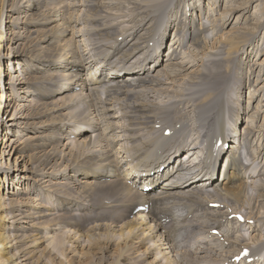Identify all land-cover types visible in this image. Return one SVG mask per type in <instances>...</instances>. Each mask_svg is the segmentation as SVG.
<instances>
[{
    "label": "bare ground",
    "instance_id": "1",
    "mask_svg": "<svg viewBox=\"0 0 264 264\" xmlns=\"http://www.w3.org/2000/svg\"><path fill=\"white\" fill-rule=\"evenodd\" d=\"M165 1L166 0L161 3L165 4ZM172 1L171 4H173ZM102 3L103 0H72L69 2L67 0H0V264H51V262L53 264L52 260L54 258L61 259L57 261L58 264H69V257L62 256V250L69 252L73 251L74 248L80 247V241L87 242L86 246L89 245V250L85 249L83 251L79 248V250L75 249L77 250L74 251L75 253L79 252L82 255L90 254L92 243L101 242L100 246L104 252L99 254L101 259L106 261L108 259L106 255L110 256L114 251L113 254L118 260L117 264L136 262H141L142 264H152V262L153 264H198V260L210 257L211 252L216 250L212 245L213 242L222 244L224 240L231 241V236L229 234L221 235L219 227L225 226L228 221L235 220L234 222H237L235 214L242 211L245 204L248 205V207L244 208L247 209L248 214H245V220L240 224L243 225L246 224L247 221H252V231L250 232L251 234H249L250 237H247L251 241L248 240L249 242H246L247 239H243L242 242L241 239L234 240V248L228 251L225 250V252L222 253L226 255L229 254L228 257L225 256L226 259L222 258L224 256L216 260L210 257L217 263L210 260L209 264H264V258L261 261L262 256L259 257L261 252L262 255L264 253V235L253 234L255 231H258L257 228H255L258 222L264 220V211H261L256 203L258 197H264V160H262V157L260 158L263 152L260 151L261 148L257 152V155L256 153L254 154V152H248L247 149L254 143L251 142L253 140L244 138L245 134H248V137L252 134V129H250L248 123L245 126L241 124V126L244 127L242 130L240 126L235 125L231 135L227 132L229 129L227 126L229 117L226 118V115H228L227 110L231 105L228 106L229 100H227V95H225L227 91H224L226 87L223 86V80L226 79L227 74L222 71L225 68V64L227 65L228 62H232V58H234L235 55H250L255 47L257 53H260L261 57L264 56V29H261L263 32V43L260 44L259 47L258 41L256 42V39H254L257 36L255 33L256 27L254 30H249L244 25L238 26L230 34L221 32L222 34L215 38V40L219 41L220 46L213 50L212 46H208L205 40L207 38L206 31L208 30V26H206L203 21L196 26L192 24V29H190L188 24L187 28L186 23L183 24L185 26L183 29L181 28L182 32L178 34V30H174L175 20L172 23H163L162 26L159 22L152 23L153 21L146 22L145 20L146 23L140 22V25H137L135 29L133 28L134 30L129 34L132 37L127 38L126 33H123L117 41L105 42L103 44V49L99 51L89 47L87 57L82 58L80 54L82 50L78 40H76L77 31L74 25L75 19L78 18L79 20L80 18L78 17L79 11L74 13L71 11L74 8L72 7L70 10V7H79L81 8V10L79 9L80 11L84 9V18L86 20L83 18L85 20L83 27L92 30L91 32L94 34L98 33V35H100L98 36L96 34L98 37H105L107 34H102L105 31L107 32V30H109L107 33H111L110 29L111 27L113 28V26H111L110 29H108L109 27H104L108 26V24L103 21L106 13L101 10ZM209 3L218 6L219 0H209L207 4L203 3V10H205ZM260 3L264 9V0H261ZM104 6L105 5H103V7ZM145 6L146 5H144V7ZM186 7L185 12L187 14L191 6L189 7V5H187ZM155 8L159 9L161 5H155ZM231 9L232 8L229 9L228 7L224 12L232 13V11L241 9V7L237 5L233 10ZM75 10L76 9H74V11ZM165 13L167 14V12ZM146 15H144V17ZM109 17L110 16H108V18ZM112 17L113 16L109 19H112ZM154 18L157 19L156 16ZM80 19L82 20V18ZM81 20L79 21L81 22ZM88 20L91 21L89 22L90 26L87 22ZM161 20L163 21V19ZM223 20L224 18L221 22ZM227 20L228 19H225L224 21L227 22ZM218 21L219 20H216V23ZM91 25L94 28H92ZM223 27L225 28V26ZM78 29L80 28H77V30ZM167 29L173 30V36L168 44L166 53L163 54L161 49H164V44L166 45L163 38L167 33ZM82 30L79 31L82 33ZM140 30H144L146 34H148L150 30H153V36L149 38L150 36L147 37L145 34L144 41L146 43L141 45V47L138 48L139 51L136 53L130 51V49L133 47L137 48L132 41L135 38L134 35L139 33ZM163 31L166 33L162 37L161 34ZM202 34L204 36L206 35V38L202 36ZM175 35H177V40L175 39L177 44L185 50L190 41L191 48L195 49V51H190V46L188 47V50L195 55L192 58L202 54L207 59L206 61L203 60L205 64L209 62L211 64L216 62L220 63L219 70H216V72H206L213 77L216 83L214 84L211 82L209 88L204 86V90L201 92L200 89L193 91V93L200 94L198 103L201 105L199 109L200 114L196 112L192 115L194 122L190 119V121L188 120V123L191 122L190 124L193 130L195 129V131L200 134L199 137H197L195 145L187 144L182 139L186 128L184 117L175 115L174 111H172L169 106H165L164 100H162L161 103H156L158 106L156 104L151 105H156L158 112L150 122L156 119L158 122L155 125L153 124L152 128L146 125L143 128L131 121L132 118L134 119V116L130 113L124 115L127 116V121L129 122H125L126 117H123L124 123L122 122V125L117 118V111H121L123 105L127 102H120L119 106L118 101L114 102V100L112 101L108 98V96H111L113 93L117 95L119 92H127L128 90L137 91L160 82H163L164 85L168 83L171 84L168 90L163 89L161 92L177 91L176 87H172L174 82H176L177 85H192L195 80L204 78L205 73L200 70L201 68L195 69L196 71L191 70V75L188 76L189 69L195 67L197 61L193 60V63H191L192 60H190L191 64L189 61L185 64L184 61L178 60L179 55L177 56L173 48L176 46V44L174 45L176 41H173ZM82 36L84 35L82 34ZM85 36L89 35L87 34ZM96 36L94 35V37ZM91 37L92 39H90V36L89 39L94 40L92 35ZM97 40L98 39H96V41ZM120 41L121 43H119ZM83 42H85V40ZM249 45H252L250 51L246 49ZM4 49L9 50V53L5 54ZM166 54H168V57ZM124 56L125 59L121 61ZM162 56H164L165 59L167 57V60L170 61L166 63ZM239 56H237V58H239ZM4 58L8 60V64H5V67L2 68ZM20 60L23 61L21 64ZM11 63H13V67L10 66ZM162 63L165 65H162ZM263 63L264 58L259 65L262 66ZM15 65L18 66V68H16ZM174 65L181 66L178 68L179 71H181L180 73H178L179 71L175 68L174 71L170 73L173 67H175ZM234 65L235 61L232 62L231 66L230 64L229 66L227 65V68L234 67ZM237 86L239 87V85ZM178 87L180 86L178 85ZM84 90H89V94L84 93ZM157 91L158 90L155 92ZM212 92H214V94H212ZM122 94L124 96V93ZM103 95L104 99L102 98ZM116 95H114L115 98L118 97V95ZM261 95L263 96L264 94ZM16 96H20L23 99H27L28 96L36 97L37 104L40 108L38 109V113L37 111L34 113L38 115L30 114L27 108H25V103L18 102V100L15 99ZM119 96H121L120 93ZM249 96L251 97V92H249ZM98 98L100 100H98ZM170 98L171 97L168 96L166 102H168ZM261 98L263 99L264 97ZM31 99L32 98L27 99L29 103H31ZM178 99L177 97L176 100ZM64 101L68 104L65 105ZM78 102L79 110L77 112L75 107ZM131 105H133V103ZM131 105L130 112L140 111L141 113L145 112V107L147 106H142L140 103V108L136 110ZM82 107L88 112L84 117H81ZM48 110H51L53 113L57 112L56 116L59 118L61 116L73 118L75 115L81 117V120L78 122L73 120L71 122L69 120L67 121L70 122L68 123L70 128L67 132V139L72 138V140L66 141V144H72L70 147L72 149L70 159L80 162L79 167H73L72 172L75 174L71 175V177L69 176L67 181L73 183V186L81 184L82 193L90 197V203H84V205L86 204L84 208H78V210L86 209L83 215L86 217L88 226L84 231H79L74 227L75 221L79 220L73 217L75 215L77 216V213L75 211L72 212L74 209L77 210L75 207L80 204L84 196H69V191H67V189H70L68 188L70 185L65 184L68 187L65 186V188H61V191L59 188H55L61 184L58 183L55 187V184L52 185V187L55 188L52 190V192H55L54 197H56V199L58 198L57 200L61 201L59 204L63 205V215H59L60 217L58 218L57 216L51 217L54 214L51 210L52 205H46L40 200L34 201L33 198L28 197V195L31 194L30 191L28 193L25 189L29 183L32 181L38 182L41 178L37 180V178L34 177V175L38 173L35 171L38 170H33L28 167L31 161L42 162L45 161V159L50 160L53 158L49 156V153L41 151L38 152V154H31L29 159L26 160L24 159V152L22 153L23 141L31 138H35L36 140L38 137H41L37 132L38 129H42L43 125L41 124V118L47 116ZM98 110L103 111L101 117L108 126L111 125L114 129L117 128L120 141H115L114 144H120L119 147L115 149L117 153H119L116 155V158L121 156V159L115 160L116 163L113 160L115 152L112 153V150L108 146H105L97 157L94 156L95 143H97L99 147L100 144L98 143H102L103 141L101 138L102 134L95 133L96 130L99 129L100 122L94 120V117L91 116V112H98ZM234 111L235 108L231 112L229 111L230 115H232L231 113ZM53 113L50 114L54 115ZM120 113L122 114V112ZM251 115L253 114L251 113ZM4 116H6V118L3 121ZM53 117L55 118V116ZM149 117L151 116L149 115L148 118ZM208 117L211 120H208ZM114 119L117 120L114 121ZM131 123H133V126H131ZM26 125H34V132H32L31 129L28 130L24 133L25 139L18 141L15 128H18L22 133L27 130L25 129ZM114 125H117V127ZM166 129L170 131L168 135H164ZM115 132L112 130L110 133L114 136ZM195 134L192 133V131L186 134L187 136H185V138L187 137L189 143L194 142ZM256 135L258 134H255V136ZM121 136L124 138H121ZM44 137L45 136H43V138ZM230 137L231 141H229L228 148L225 151L226 155L223 157H226V162L223 163L220 177L218 178L215 175L216 168L218 169L217 163L220 160L221 151H224V149L221 148ZM115 138L116 136L114 140ZM218 141H221L219 145H217ZM119 142H122V145ZM19 145L21 148H18ZM80 150L84 152L80 153ZM16 151L18 154L14 153ZM68 151L67 153H69ZM12 153L16 154L14 157L15 161L9 163L5 160V157H9ZM59 155L61 157L62 153ZM227 156L229 158H227ZM243 159H245V161H243ZM17 160L18 162L16 163ZM70 162L71 161H69V163ZM110 165L114 167L111 171L112 173L106 171V166ZM63 167L65 168V166ZM99 168L101 171H98ZM41 172L43 173L44 171L41 170ZM89 179H91V181H89ZM259 179L261 182L258 181L260 183L252 187V185L257 183V181L255 183V180ZM42 180L41 182L43 183ZM7 182L12 184L13 189L12 191L7 190V193H3L2 186H5ZM43 184L46 185L47 182ZM49 184L47 186H49ZM44 187L45 186L42 188ZM52 187L49 186L48 189L50 190ZM250 187H252V190L255 188L256 197L253 199V202H251L252 199L250 200L251 195H249L248 190V188L251 189ZM98 190L103 193V198H108L107 200L105 199L106 201L104 204H101V199L96 200L97 196H95V194ZM10 191L12 194H8ZM64 191L66 194L63 193ZM255 193L253 194L255 195ZM171 198H178L177 203L175 204L176 201H173ZM182 198L183 200L186 199L189 204L185 201L186 203L184 205V201H179ZM181 203L184 205L183 208ZM212 203H219V205L213 207L211 206ZM105 208L112 209L114 214H107L104 211ZM184 208L188 209V211H185ZM182 209H184V212L181 214L179 210ZM199 211L204 215L206 214L209 220L216 223L213 229L219 230L217 235L211 234L212 227L208 222H200L198 220L197 214L200 213ZM80 214L79 212L78 215ZM230 214H233L234 218L228 219ZM109 224H111V227H109ZM69 225L73 228L69 229L71 228ZM186 225L189 227H185ZM176 226H180L183 230L185 228L184 232L186 234H195L205 231V229L208 228L209 234L206 233V239L209 238V241H205L204 238H202V240H204L202 243L205 245V248L199 252L197 248L193 247V241H181L179 237L183 230L181 231ZM65 227H68V229ZM58 229H62L59 235L60 242H58V239L54 236V230ZM248 229H250V227ZM188 237H190V235ZM222 237H224V239ZM216 238L218 239L216 240ZM198 242L201 244V239H198ZM57 244L62 245L61 251L57 248ZM147 244H149V246H146ZM226 246L228 247L229 243L225 244L224 247ZM244 247L249 250L248 255L239 263L232 262L231 258L238 255ZM54 250H56V252ZM235 251L238 252L234 253ZM57 252H59V254ZM198 253L199 257L196 256ZM152 254L155 256L150 260L149 257ZM218 254H220L219 251ZM57 255H61L62 257H58ZM174 255H177V259L174 258ZM249 257L253 258V263L246 261ZM228 260L229 262H227Z\"/></svg>",
    "mask_w": 264,
    "mask_h": 264
},
{
    "label": "rangeland",
    "instance_id": "2",
    "mask_svg": "<svg viewBox=\"0 0 264 264\" xmlns=\"http://www.w3.org/2000/svg\"><path fill=\"white\" fill-rule=\"evenodd\" d=\"M68 2L69 1H72V0H67ZM162 1L164 0H154V1H151V0H148V1H145V0H103V5H105L103 7V5H101L102 9L103 10L102 12L106 13L105 15V18H104V22L106 24H108V26H104L108 29H110L111 26H113V29L111 27V33H107L109 30H107V32L103 33L102 35H106L105 37H98L100 35H98V33H96L98 36H96V34H94L93 32H91L92 30H89L88 28L85 29L83 26H84V23H85V12H84V9L81 10V8L79 7H75V6H71L70 7V10L72 9V7L74 9H76L74 11V9H72L71 11L76 13L77 11H79V16L80 18H82V20L79 18V20H81V23L78 18L75 19V26H76V40H78L79 44H80V47H81V57H87V53H88V48H94L95 50H101L103 49V44L105 42H113V41H117L120 37V35H122L123 33H126L127 35V38H130L132 37L130 34V32L132 30L135 29V27H137V25H140L141 23H146V22H152V23H160V25L162 26L163 23L167 24V23H172L174 20V30L177 31L178 30V34L180 32H182L181 28L183 29V27L186 23V28H187V24L188 26L190 27V29H192L193 25H198L201 21L205 22V25L208 26V30L206 31L207 32V38L202 34V36H204L206 39V42L208 43V46H212V49L215 50L217 49L219 46H220V43L218 40H215V38L218 36V35H221L222 33L221 32H226V34H230L235 28H237L238 26H244L249 29V30H254L255 27H256V31L255 33L257 34V36L254 38L256 39V42L258 41V47L260 44L263 43L262 41V34L264 32V9L262 8V5L260 3L261 0H253V1H249V0H219V4L218 6L214 4H208L205 8V10H203V3L204 4H207L209 2V0H166L165 1V4L164 3H161ZM171 1L173 4H171ZM248 1V2H247ZM154 3V4H153ZM161 3V4H160ZM241 3V4H240ZM243 3V4H242ZM148 4V6H147ZM144 5H146L144 7ZM155 5H161V8L157 9L155 8ZM171 7H170V6ZM189 5V7L191 6V8L189 9V12L186 14L185 12V7ZM194 5V6H193ZM239 6L241 7V9H237L236 11H232V13L230 12H224L226 9H229L232 8L231 10H233L235 8V6ZM153 6V7H150ZM246 6V7H245ZM173 7V8H172ZM201 7V8H200ZM227 7V8H226ZM245 7V8H244ZM83 8V7H82ZM149 8V9H148ZM226 8V9H224ZM80 9V10H79ZM173 9V10H172ZM187 9V7H186ZM224 9V10H222ZM107 10V11H106ZM154 12H152V11ZM166 10V11H165ZM168 10V11H167ZM175 10V11H174ZM151 11V12H150ZM110 12V14H109ZM167 12V14L165 13ZM169 12V13H168ZM147 13V15H146ZM150 13V14H149ZM204 13V14H203ZM230 13V14H228ZM152 14V15H151ZM155 14V15H154ZM158 14V15H157ZM162 14V15H161ZM164 14V15H163ZM176 14V15H175ZM82 15V16H81ZM115 15V16H114ZM131 15V16H129ZM144 15H146L144 17ZM151 15V16H150ZM156 16L157 19H155L154 17ZM160 15V17H159ZM172 15V16H171ZM178 15V16H177ZM238 15H239V18H238ZM108 16H113L112 19H109ZM118 16V17H117ZM143 16V17H142ZM149 16V17H148ZM164 16V17H163ZM225 16V17H224ZM153 17V18H152ZM181 19H179V18ZM192 17V18H191ZM220 17V18H218ZM85 20H84V19ZM107 18V19H106ZM143 18V19H142ZM147 18V19H146ZM151 18V19H150ZM160 18V19H158ZM165 18V19H164ZM201 18V19H200ZM218 18V19H217ZM224 18L225 19H228L227 22H225L224 20L221 22V20ZM238 18V19H237ZM126 19V20H124ZM155 19V21H154ZM163 19V21L161 20ZM178 19V21H177ZM200 19V20H199ZM248 21H247V20ZM110 20V21H109ZM117 22H116V21ZM122 20V21H121ZM129 20V21H127ZM146 20V22H145ZM157 20V21H156ZM161 20V21H160ZM192 20V21H191ZM216 20H219L217 23H221L223 26H225V28L220 24H217L216 23ZM246 20V21H245ZM107 21V22H106ZM114 21V22H113ZM215 21V22H214ZM76 22H77V25H76ZM79 22V23H78ZM88 24L89 22H91L90 20L87 21ZM125 22V23H124ZM141 22V23H140ZM184 22V23H182ZM192 22V23H191ZM196 22V23H195ZM247 22V23H246ZM114 25H112V24ZM123 23V24H122ZM216 23V25H215ZM226 23V24H225ZM249 23V24H248ZM125 24V25H124ZM180 24V25H179ZM193 24V25H192ZM263 24V25H262ZM136 25V26H135ZM182 25V26H181ZM215 25V27H214ZM219 25V26H218ZM90 26V24H89ZM92 28H94L92 25H91ZM178 27V28H177ZM220 27V28H218ZM222 27V29H221ZM262 27V28H261ZM77 28H80L77 30ZM134 28V29H133ZM218 28V29H217ZM83 29V30H82ZM85 29V30H84ZM177 29V30H176ZM258 29V30H257ZM263 32H262V30ZM79 30H82V33L79 31ZM87 30V31H86ZM90 32H89V31ZM124 30V31H123ZM129 30V31H128ZM221 30V31H220ZM261 30V31H259ZM80 32V33H79ZM153 30H150L148 32V34H146L144 32V30H140L139 33L135 34L134 35V40L132 41L136 46L137 48H132L130 49V51H134L137 53L138 48L141 47V45H144L146 42L144 41V36L147 35V37L149 38H152L153 34H152ZM205 32V33H206ZM85 33V34H84ZM165 31L162 32V37L165 35ZM204 33V34H205ZM254 33V34H255ZM82 34L84 36H82ZM89 35L90 36V39H92L91 35L93 36V39L94 40H90L89 39V36H85V35ZM146 34V35H145ZM81 35V36H80ZM94 35L96 37H94ZM78 36V37H77ZM129 36V37H128ZM172 36H173V30H170V29H167V33L165 35V37L163 38V41L166 43V45L164 44L163 45V48L164 49H161L162 53L165 54L166 51H167V47H168V44L170 42V40L172 39ZM83 39V40H82ZM96 39H98L96 41ZM177 40V35L174 36V39L173 41L175 42ZM189 39V37H188ZM51 40V39H50ZM49 40V41H50ZM82 40V41H81ZM85 40V42H83ZM90 40V41H89ZM92 42V44H91ZM83 43V44H82ZM87 45H86V44ZM91 45H89V44ZM121 43V41L119 42ZM176 44L174 48V50L176 51V54L177 56L179 55V58L178 60L180 61H184L185 64H187V62L189 61V63L191 62L190 60H192L191 63H193V60L194 61H197L196 62V68L195 67H191L188 71L189 72V75L190 76L191 72L194 70L196 71L195 69H199L201 68L200 70L204 71V78L200 79V80H195L194 83L192 85H184V84H178L180 87H178L177 83L176 82H171L173 83L172 87H176L177 88V91H165V92H161L164 90H168V88L171 87V84L168 83V84H165L162 82L160 83H154L153 85H150L149 87L147 88H144V89H139V90H128L127 92L126 91H123L122 93H124V96L121 92H119L121 94V96H119V93L117 94L118 97L115 98L114 95H116V93H113L111 94V96H108V98L110 100H114V102H117L118 101V105L120 106V102H127L123 105V108L121 109V111H117L118 112V116L117 118L119 119L120 123L123 125V117H126V121L125 122H129L127 121V116H124L128 113L132 114L134 116V119L132 118L131 121L133 123H136V125L140 126V127H143L146 125V126H151L149 128H152L153 127V124L155 125L158 120H154L152 122H150V120L152 118H154V115H156V113L158 112L157 110V106L158 104L156 103H161L162 100H164V103H165V106H169L170 109L172 111H174L175 115H177L178 117H184V124L186 125L185 127V130H184V133H183V136H182V139L187 143V144H191V145H195L196 143V140H197V137H199V133L197 131H195V129L193 130L192 126H191V122L188 123V120H192V122H194V120L192 119V115L193 113H199L200 114V104L198 103V101L200 100V94L199 93H193V91H197V89H200V92L202 90H204V86H207L209 88L211 82H213L214 84L216 83L213 79V77L211 75H209L208 73L206 72H209V71H215L216 70H219V66H220V63H214V64H211L210 62L209 63H204V61H206V57L203 56L202 54L199 55V56H196L195 58H192L194 57L195 55L192 54L190 51L194 50V48H191L190 46V41H189V45L188 47L190 46V49L187 47L186 50L181 48L178 44H177V41L174 43V45ZM89 45V46H88ZM264 45V44H263ZM88 46V47H86ZM193 47V46H192ZM252 47V45H249L247 46V50L250 51V48ZM190 51H189V50ZM197 49V48H196ZM87 50V51H85ZM186 51V52H185ZM4 53L5 54H8L9 53V50H6L4 49ZM169 53V52H168ZM172 53V52H171ZM192 56H191V55ZM82 55H85V56H82ZM166 56L168 57V54H166ZM182 56V57H181ZM239 56V55H237ZM237 56L235 55L234 58H232V62L235 61V65L234 67H230L229 69L227 68L230 64H232V62H228L227 65L225 64V68L222 70L223 72H226L225 76H226V79L223 80L224 84L223 86L226 87L224 89V91L226 92L225 95H227V100L228 101V110L230 108V112L235 108V113H231L232 115H230V112L227 110V114L226 115L228 118V130L227 132L229 134H231V132H233L234 130V126H240L241 130L244 128L243 126H245L247 123L249 124V127L250 129H252V134L251 136L248 137V134H245L244 135V138L245 139H250V140H253L251 142H256L255 144L253 143L247 150L248 152H254V154L256 153L257 155V152L259 151V149L261 148V152H263L261 155H260V158L262 157V160H264V98L262 99L261 97H264V95L262 96L261 94H264V63L261 65L262 63V59L264 58V56H260V53H257V50H256V47L254 48V50L252 51V53L250 55H246V54H242L239 56V58H237ZM161 57V56H160ZM167 57L165 59L164 56H162L163 60L167 63L169 62L170 60H167ZM204 57V58H203ZM236 57V58H235ZM134 58V57H133ZM183 58V59H181ZM192 58V59H191ZM198 58V59H196ZM61 59V58H60ZM125 59V56L121 59V61H123ZM23 60V59H22ZM22 60H20V64L23 62ZM204 60V61H203ZM3 66L2 68L5 67V64H8V60L7 59H3ZM179 61V62H180ZM178 62V61H177ZM122 63H125V62H122ZM190 63V64H191ZM198 63V64H197ZM13 63H11V67H13L12 65ZM15 64V63H14ZM43 65V64H42ZM128 65V64H127ZM131 65V64H130ZM162 65H165L164 63H162ZM204 65V66H203ZM175 67H173V69L171 70L170 73H172V71H174V68L177 69L179 71V67L181 66H176L174 65ZM202 66V67H201ZM215 68H214V67ZM261 66V67H260ZM16 68H18V66L15 65ZM213 67V68H212ZM212 68V69H211ZM251 68V69H249ZM204 69V70H203ZM253 69V70H252ZM192 70V71H191ZM227 70V71H226ZM230 70V71H228ZM251 70V71H250ZM183 71V70H182ZM181 71H179L178 73H180ZM184 72V71H183ZM252 72V73H251ZM260 72V74H259ZM221 73V72H220ZM252 74V75H251ZM242 75V76H241ZM260 75V76H259ZM181 76V75H179ZM244 77V78H243ZM260 77V78H259ZM240 78V80H239ZM257 78V79H256ZM168 81V80H166ZM165 81V82H166ZM237 82V85H239V87L236 85V82ZM243 81V82H242ZM179 82V81H178ZM234 82V83H233ZM241 82V83H240ZM252 85H251V84ZM176 84V85H175ZM160 86V87H159ZM163 86V87H162ZM249 86V87H248ZM228 88V89H227ZM181 91H180V90ZM196 89V90H195ZM152 90V91H151ZM156 90H158L157 92H155ZM262 90V91H261ZM85 92L84 93H88L89 94V90H84ZM131 91V92H130ZM133 91V92H132ZM180 91V92H179ZM140 92V93H139ZM172 92V93H171ZM249 92H251V97L249 96ZM81 93V92H80ZM176 93V94H175ZM182 93V94H181ZM235 93V94H234ZM126 94V95H125ZM137 94V95H136ZM153 94V95H152ZM212 94H214V92H212ZM230 94V95H229ZM116 95V96H117ZM135 95V96H134ZM144 95V96H143ZM155 95V96H154ZM236 97H234V96ZM83 96V95H82ZM137 96V97H136ZM149 96V97H148ZM168 96H170V100L168 102L167 99H168ZM104 97V95L102 96V98ZM120 97V98H119ZM139 97V98H138ZM157 97V98H156ZM160 97V98H159ZM179 98L178 100H176V98ZM31 99V103L28 102L27 99ZM35 100H34V99ZM156 98V99H155ZM165 98V99H164ZM175 100H174V99ZM16 100H18V102H23L25 103V108H27V110L30 112V114H36L38 115V109L40 108V106H38L37 104V99L36 97L34 96H28L27 99H23L21 98L20 96H16L15 97ZM104 99V98H103ZM116 99V101H115ZM122 99V100H120ZM136 99V100H135ZM143 99V100H141ZM236 99V100H235ZM34 100V101H33ZM82 100V99H80ZM79 100V102H80ZM98 100H100L98 98ZM148 100V101H147ZM156 100V101H155ZM84 101V100H83ZM195 101V102H194ZM35 102V103H34ZM79 102L77 103V108L75 107V110L78 112L79 110ZM175 102V103H174ZM133 103V105H131ZM141 103L142 106H146L145 107V112L144 113H141L140 111L139 112H130V105L132 107H134L136 110L139 107V104ZM30 104V105H29ZM37 104V105H36ZM64 104H66V102L64 101ZM153 104H156L154 106H151ZM187 104V105H186ZM194 104H197V105H194ZM174 105V106H173ZM118 106V107H119ZM248 106V107H247ZM31 107V108H30ZM37 107V109H36ZM234 107V108H232ZM239 109H238V108ZM262 107V108H261ZM32 109V110H31ZM84 108L82 107V116L81 117H84L88 114V112L85 111V109L83 110ZM149 109V110H148ZM232 109V110H231ZM72 110V108H71ZM128 110V111H127ZM247 110V111H246ZM263 110V111H261ZM37 113H34L36 112ZM179 111V112H178ZM85 112V113H84ZM122 112V114L120 113ZM244 112V113H243ZM249 112V113H248ZM53 112H51V110H48L47 112V118L44 117V118H41V124L43 125L42 129H38V134H40L41 137H38L36 140L35 138H31V139H26L25 141H23L22 143V153L24 154V159L28 160L29 159V156L31 154H38V152H41L43 151L44 153H49V156L52 158V159H48L45 161H31V163L29 164V168L33 169V170H38V171H35L37 174H34L37 176L34 175L35 178H37V180L40 178V180H38V182L36 181H32L31 183L28 184V186H26V191H30L31 194L28 195V197L30 198H33L34 201H42L43 203H45L46 205H49L51 206L52 205V208L51 210L53 211V216H51L52 218L54 216H57L60 217L61 214L63 215V210H62V207L63 205L59 204L61 201L57 200L55 196V192H52V190H54L55 188H59L60 191H61V188L63 189V187L65 188V184H68L70 185L68 188L70 189H67V191H69V196L71 197H77V196H84V199L80 202V204H78L74 209L72 210V212H76L77 213V216H73V217H76V220H79V221H75V224H74V227L79 230V231H84L85 228L88 226V223L86 221V217L85 215H83L84 211L86 209H80L78 210V208H84L86 206V204L84 205V203H90V197L87 196V195H84L81 191V184H76L75 186H73V183H69L67 181V178H69V176L71 177V175L75 174L74 172H72V169L73 167L77 168L79 167V163L78 161H75L73 159H70V154H71V145L72 144H69L67 145L66 144V141L68 140H72V138H69L67 139V132L69 131V128H70V125H68V123H70L72 120L73 121H79L81 120V117L78 116V115H75L73 118L71 117H66L65 116H61L60 118L57 117L56 113L57 112H54L53 114L54 115H51ZM93 113V115H92ZM125 113V114H124ZM177 113V114H176ZM247 113V114H246ZM251 113L253 115H251ZM258 113V115H257ZM50 114V115H49ZM97 114V115H96ZM102 114H103V111H100L98 110V112H91V116L94 117V120H98L100 123H99V129L96 130L95 133H101L102 134V143H103V146H102V143H98L100 144V146L98 147L97 146V143L96 144V147L94 148V156L97 157L99 155V153H101V151H103V149L105 148V146H108L110 147V149L112 150V153H114V161L115 160H120L121 159V156H119L118 158H116V155L119 154L117 153L116 149L119 147V145H115L114 142L115 141H120V139L118 138L119 134L117 132V128L114 129L113 127L108 126L106 124V122L102 119ZM184 114V115H183ZM238 114V115H237ZM250 114V116H249ZM256 114V115H255ZM97 117H96V116ZM151 116L148 118V116ZM55 116V118L53 117ZM78 116V117H77ZM231 116V117H230ZM255 116V117H254ZM53 117V118H52ZM65 119H64V118ZM235 117V118H234ZM6 116L3 117V121L5 120ZM37 118V117H35ZM142 118V119H141ZM243 118V119H242ZM255 118V119H254ZM38 119V118H37ZM37 119H35L36 121H38ZM55 119V120H54ZM63 119V120H62ZM208 120H211L209 117L207 118ZM242 119V121H241ZM70 121V122H67V121ZM117 120V119H114V121ZM189 120V121H190ZM197 120V119H196ZM256 120V121H255ZM43 121V122H42ZM105 123H103V122ZM156 121V122H155ZM1 122V120H0ZM65 122V123H64ZM123 122V123H122ZM236 122V123H235ZM252 122V123H251ZM56 125H55V124ZM62 123V125H61ZM67 123V125H66ZM131 123V126H133ZM145 123V124H144ZM187 123V124H186ZM256 123V124H255ZM103 124V125H102ZM241 124H243V126H241ZM36 125H39V124H36ZM52 125V126H51ZM251 125V126H250ZM255 125V126H254ZM260 125V126H259ZM34 125H26L25 126V129H27L25 132H20V130L18 128H15L16 129V136H18V141H22L25 139V134L28 130H32L33 131V127ZM62 126V127H61ZM66 126V127H65ZM115 126V125H114ZM117 127V125L115 126ZM191 127V128H190ZM233 127V128H232ZM262 127V128H261ZM110 128V129H109ZM113 128V129H112ZM109 129V130H107ZM114 130V136L111 135V131ZM260 130V131H259ZM262 130V131H261ZM105 131V132H104ZM195 134V139H194V142L192 143H189V140L187 139V137L185 138V136H187L186 134H188L189 132H191ZM259 131V132H258ZM43 133V134H42ZM59 133V134H58ZM236 133V132H234ZM35 134V133H33ZM62 136H61V135ZM66 134V135H65ZM121 134V133H120ZM255 134H258L255 136ZM32 135V134H31ZM45 136L43 138V136ZM197 135V136H196ZM263 135V136H262ZM116 136L115 140H114V137ZM20 137V138H19ZM56 137V138H55ZM65 137V138H64ZM109 137V138H108ZM111 137V138H110ZM258 137V138H257ZM260 137V139H259ZM262 137V138H261ZM22 138V139H21ZM105 138V139H104ZM108 138V139H107ZM121 138H124L123 136H121ZM106 140V141H104ZM188 140V141H187ZM30 141V142H29ZM109 141V142H107ZM229 141H231V137L230 139H228V141L226 143H229ZM33 142V143H32ZM113 142V143H112ZM124 142V141H123ZM19 143V142H18ZM17 143V144H18ZM28 143V144H27ZM49 143V144H48ZM121 143L122 145V142H119ZM25 144V145H24ZM33 144V145H32ZM41 144V145H40ZM54 144V145H53ZM94 144V143H93ZM105 144V145H104ZM111 144V145H110ZM114 146H113V145ZM186 144V145H187ZM254 145V146H253ZM260 145V146H259ZM49 146V147H48ZM59 148H57V147ZM62 146V147H61ZM33 147V148H31ZM18 148H21V146L19 145ZM28 148V149H27ZM100 148V149H99ZM116 148V149H115ZM35 149V150H34ZM37 149V150H36ZM40 149V150H39ZM56 149V150H55ZM31 150V151H30ZM34 150V151H33ZM54 150V151H53ZM59 150V152H58ZM69 150V151H68ZM97 150V151H95ZM67 151L69 153H67ZM54 152V153H53ZM58 154H57V153ZM84 151L83 150H80V153H83ZM16 154H18V152H14ZM62 153V156L60 157L59 154ZM66 153V154H65ZM16 154H13L10 155L9 157H5L9 163H13L15 160H14V157ZM54 154V155H53ZM198 154V153H197ZM65 155V156H64ZM55 156V157H54ZM57 156V157H56ZM61 159H60V158ZM55 158H59L58 160L55 159ZM56 160V161H55ZM69 161H71L69 163ZM75 161V162H74ZM113 161V162H114ZM245 161V159H244ZM18 162V160L16 161V163ZM36 162V163H35ZM73 162V163H72ZM68 163V164H67ZM116 163V161H115ZM48 164V165H47ZM73 164H76V165H73ZM222 164V163H221ZM68 165V166H67ZM33 168H32V167ZM35 166V168H34ZM54 166V167H53ZM56 166V167H55ZM65 166V168L63 167ZM51 167V169H50ZM68 169H67V168ZM64 168V169H63ZM70 168V169H69ZM114 167H112L111 165L110 166H106V171H112ZM111 169V170H110ZM221 169H222V165H218V169L216 168V177H220V172H221ZM44 171L43 173L41 172ZM101 171V169L99 168L98 171ZM40 171V172H39ZM50 171V172H49ZM67 171V172H66ZM46 172V173H45ZM41 173V174H40ZM49 173H52V174H49ZM112 173V172H111ZM54 174V175H53ZM52 175V176H51ZM49 177V178H48ZM43 179V180H42ZM57 179V180H56ZM41 180L43 181V183H46L47 184H43L41 182ZM45 180V182H44ZM52 180V181H51ZM65 181H67L66 183H64ZM70 181V180H69ZM89 181H91V179H89ZM257 181V183H256ZM261 180H255V183L254 185H252V187H255L256 185H258L260 182H258ZM52 182V183H51ZM57 184H56V183ZM93 182V181H92ZM38 183V184H37ZM41 183V185H40ZM50 183V184H49ZM61 184V185H58ZM95 183V182H94ZM32 184V185H31ZM49 184V186L52 187L53 184L54 187L56 185L55 188L52 187L50 188V190L48 189L49 186H47ZM40 185V186H38ZM64 185V186H63ZM84 185V184H82ZM32 186V188H31ZM43 186H45L44 188H42ZM47 186V188H46ZM3 187V193H7L6 191L7 190H11L12 191V184L10 182H7L6 185L2 186ZM40 187V188H39ZM252 187H250L251 189L248 188L249 190V195H251L250 197V200L252 199L251 202H253L256 197V193L254 191L255 188H253L252 190ZM54 188V189H53ZM28 189V190H27ZM8 192V194H12V192ZM252 191V192H251ZM53 193V194H52ZM63 193L66 194V192L64 191ZM255 193V195L253 194ZM253 194V195H252ZM41 195V196H40ZM50 195V196H48ZM95 196H97L96 200L98 199H101V204H104V202L108 199V198H103V193H101V191L98 190V192H96ZM106 199V200H105ZM173 201H176L175 204L177 203V199L178 198H171ZM57 200V201H56ZM104 200V201H103ZM170 200V199H169ZM181 202L184 201V205L185 203L187 202L189 204V202L183 198L181 200H179ZM186 201V202H185ZM258 201V202H257ZM257 201L256 203L258 204V207L261 211H264V197H261V198H257ZM260 201V202H259ZM35 203V202H33ZM191 203V202H190ZM174 204V205H175ZM180 204V203H179ZM182 204V203H181ZM181 205L182 208L184 207V205ZM262 205V206H261ZM55 208H54V207ZM57 206V207H56ZM180 206V205H179ZM248 207L247 204H245V207H243L242 210L245 214H248L247 213V209H244ZM54 208V209H53ZM56 209V210H55ZM185 211H188V209L184 208ZM184 209L182 210H179V213H183L184 212ZM110 210V211H109ZM225 210V209H224ZM104 211L107 213V214H114L113 213V210L112 209H104ZM79 212L81 213L80 215ZM200 215L197 214V218L200 222H208L210 224V226L212 227V229L216 226V223H214L213 221L209 220L208 219V216L205 214H203L201 211H199ZM57 213V214H56ZM75 213V214H76ZM74 214V213H72ZM60 215V216H59ZM204 215V216H203ZM56 218V219H57ZM108 220V219H107ZM235 221V220H234ZM234 221H228V223L225 225V226H220V231H221V235H225V234H229L231 237V241H227V240H224L222 241V244L220 243H216V242H213L212 245L213 247L216 248L215 251H212L211 252V256L213 259H217V258H225L228 257V255L226 254H222L228 250H231L232 248H234V240L236 239H241V242L242 240H246V242H249L251 240H249L247 237H250L249 234H251L250 232L252 231L251 228L253 227V225H251V223H248V221L246 222V224H240V222H234ZM213 222V223H211ZM79 224V225H78ZM239 224V225H238ZM25 225V224H23ZM78 227H76V226ZM82 225V227H81ZM261 227H260V226ZM188 225H186L185 227H187ZM244 226V227H243ZM248 226V227H247ZM69 227H71L69 225ZM109 227H111V224H109ZM178 229H180L181 231L183 230V228L181 229L180 226H176ZM189 227V226H188ZM250 227V229H248ZM260 227V229H259ZM264 220L262 222H258V225L255 227L257 228L258 231H255L253 234H256V235H264ZM68 229V227H65ZM73 227L69 228V229H72ZM64 229V228H63ZM245 229V230H244ZM185 230V228H184ZM184 230L180 233V239L181 241L183 242H186V241H193V247L197 248L199 252H201L204 248H205V245L202 243V241H209V238L206 239V233H208V228L205 229V231H202V232H198V233H195V234H186L184 232ZM211 230V229H210ZM218 231V229H216ZM232 230V231H231ZM244 230V231H243ZM263 230V231H262ZM243 231V232H242ZM248 235H247V233ZM260 231V232H259ZM262 231V232H261ZM54 236H56V238L58 239V242H60V237L59 235L61 234L62 232V229H58V230H54ZM245 232V233H244ZM259 232V233H258ZM238 233V234H237ZM183 234V235H182ZM185 234V235H184ZM246 234V235H245ZM190 235V237H188ZM216 235V234H215ZM240 235V236H239ZM201 237V238H200ZM202 238H204V240H202ZM224 239V237H222ZM194 239V240H193ZM198 239L200 240L201 239V244L198 242ZM218 238H216L217 240ZM83 240V239H82ZM249 240V241H248ZM103 242V241H102ZM240 242V243H241ZM87 243V242H86ZM86 243L85 241H80V247H76L74 248L73 251H64L62 250V245L61 244H57V248L61 251L62 250V256H67L69 257V261L68 263L69 264H117L118 263V260L116 258V256H114L113 252L110 254V256H107L108 259L105 261L103 259H101L100 257V253L103 252L102 248H101V242H96V243H92V248L90 249L91 252L90 254H85V255H82L80 254L79 252H74V251H77L80 249H82L83 251L85 249H88L89 245L86 246ZM119 243V242H117ZM229 243V246L227 247H224L225 244ZM209 245V244H208ZM146 246H149V244H147ZM77 249V250H75ZM89 250V249H88ZM87 250V251H88ZM56 252V250H54ZM59 251V252H60ZM218 251L220 254H218ZM54 252V254H55ZM59 252H57L59 254ZM72 252V253H71ZM238 251H235L234 253H236ZM104 253V252H103ZM217 253V254H215ZM230 253V252H229ZM53 254V255H54ZM56 255V254H55ZM58 256V255H57ZM61 256V255H60ZM58 256V257H60ZM61 256V257H62ZM155 255H151L149 258L150 260H152V257L154 258ZM199 257V253L196 255ZM204 256V255H203ZM262 256V259L261 261L263 260L264 258V253L263 255L261 254L259 257ZM210 257H205V258H201L200 260L197 261L198 264H209L210 263V260L213 261L212 258ZM174 258L177 259V255H174ZM203 259V260H202ZM226 259V258H225ZM61 260L60 258H54L52 261H53V264H58L57 261ZM213 261V262H216V261ZM205 263H204V262ZM207 261V262H206ZM211 261V263H212ZM57 262V263H56ZM229 262V260L227 261ZM217 263V262H216ZM216 263H213V264H216ZM247 263V262H246ZM47 264V263H46ZM52 264V262H51ZM129 264H142L141 262H136V263H129ZM153 264V262H152ZM220 264V263H219Z\"/></svg>",
    "mask_w": 264,
    "mask_h": 264
}]
</instances>
